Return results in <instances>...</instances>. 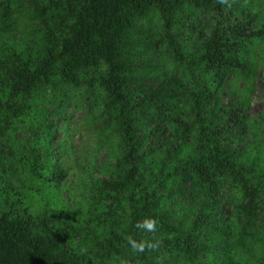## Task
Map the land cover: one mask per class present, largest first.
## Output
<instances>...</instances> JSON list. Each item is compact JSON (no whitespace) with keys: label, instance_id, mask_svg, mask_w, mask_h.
<instances>
[{"label":"trees","instance_id":"16d2710c","mask_svg":"<svg viewBox=\"0 0 264 264\" xmlns=\"http://www.w3.org/2000/svg\"><path fill=\"white\" fill-rule=\"evenodd\" d=\"M259 69L264 0H0V264H264V150L232 143ZM62 96L107 150L69 205Z\"/></svg>","mask_w":264,"mask_h":264},{"label":"rangeland","instance_id":"374dc122","mask_svg":"<svg viewBox=\"0 0 264 264\" xmlns=\"http://www.w3.org/2000/svg\"><path fill=\"white\" fill-rule=\"evenodd\" d=\"M34 1L36 2L37 0ZM24 26L25 22H23L22 28ZM21 34L25 37L26 32L22 29ZM181 34V39L190 40L195 35V31L192 29L183 31ZM169 60L170 58L166 57V55H162L152 65L151 70H158L159 67H163ZM261 73L262 71L259 69L252 81L251 105L247 111V114L253 120L262 118V122L259 124L260 128L257 131V135L254 136L253 129L250 126H241L232 138V143L235 146L245 148L254 139H258L257 144L261 148L259 149L264 150V83L261 79ZM158 79L162 81L163 78L159 77ZM244 85V81L241 78L238 79L233 85L236 90L233 95H236L237 91L241 90ZM227 100L228 98L224 97L223 101L227 103ZM89 102L87 96H83L82 100H79L78 96H62L60 100L63 106L62 112L59 118L55 121L53 120L54 137L51 146L54 150V161L58 167L67 171L66 180L61 182L62 199H66L64 201L66 205L74 203V194L79 193V183H82L81 179L91 174L101 175L100 171L107 156V150L98 144L96 135L90 133V120L86 109ZM57 106L52 101L48 103L50 110L55 111ZM19 138L24 139L25 136L20 135ZM179 201V203H183V206L176 203L173 207V211L178 217L185 215V211L188 209L187 199L181 198ZM35 207L42 210V206L39 203H36ZM225 212L226 208L222 207L218 212V216L225 218Z\"/></svg>","mask_w":264,"mask_h":264},{"label":"clouds","instance_id":"9594fccd","mask_svg":"<svg viewBox=\"0 0 264 264\" xmlns=\"http://www.w3.org/2000/svg\"><path fill=\"white\" fill-rule=\"evenodd\" d=\"M145 226H146L149 230H152V229H154L155 224H154V222H147ZM141 250H142V248H141Z\"/></svg>","mask_w":264,"mask_h":264}]
</instances>
